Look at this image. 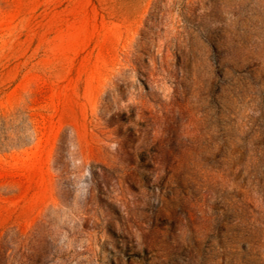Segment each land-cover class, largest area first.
<instances>
[{
    "label": "rangeland",
    "instance_id": "1",
    "mask_svg": "<svg viewBox=\"0 0 264 264\" xmlns=\"http://www.w3.org/2000/svg\"><path fill=\"white\" fill-rule=\"evenodd\" d=\"M0 264H264V0H0Z\"/></svg>",
    "mask_w": 264,
    "mask_h": 264
}]
</instances>
